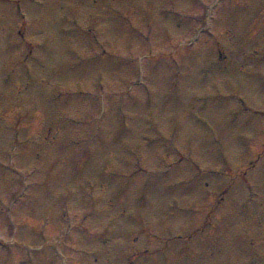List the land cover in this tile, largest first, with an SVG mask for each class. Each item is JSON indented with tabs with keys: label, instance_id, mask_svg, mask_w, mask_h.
<instances>
[{
	"label": "rangeland",
	"instance_id": "obj_1",
	"mask_svg": "<svg viewBox=\"0 0 264 264\" xmlns=\"http://www.w3.org/2000/svg\"><path fill=\"white\" fill-rule=\"evenodd\" d=\"M0 264H264V0H0Z\"/></svg>",
	"mask_w": 264,
	"mask_h": 264
}]
</instances>
